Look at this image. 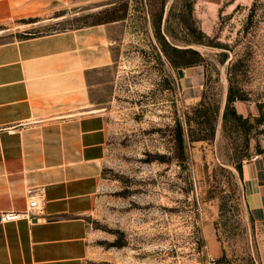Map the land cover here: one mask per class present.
<instances>
[{
	"label": "rangeland",
	"instance_id": "rangeland-1",
	"mask_svg": "<svg viewBox=\"0 0 264 264\" xmlns=\"http://www.w3.org/2000/svg\"><path fill=\"white\" fill-rule=\"evenodd\" d=\"M30 2L0 20V42L90 24L111 36L88 107L107 119L109 150L86 264H264V221L236 166L264 161V0ZM231 81L245 97L233 123L222 118Z\"/></svg>",
	"mask_w": 264,
	"mask_h": 264
},
{
	"label": "crops",
	"instance_id": "crops-1",
	"mask_svg": "<svg viewBox=\"0 0 264 264\" xmlns=\"http://www.w3.org/2000/svg\"><path fill=\"white\" fill-rule=\"evenodd\" d=\"M29 7L0 0V20ZM110 37L108 25L90 24L0 42V212L24 210L28 190L43 207L36 221L0 222V264L87 262V215L109 150L107 119L88 107L112 62ZM241 180L251 217L264 221V161L245 162Z\"/></svg>",
	"mask_w": 264,
	"mask_h": 264
},
{
	"label": "trees",
	"instance_id": "trees-1",
	"mask_svg": "<svg viewBox=\"0 0 264 264\" xmlns=\"http://www.w3.org/2000/svg\"><path fill=\"white\" fill-rule=\"evenodd\" d=\"M181 50L183 52L192 51L193 53L196 54V52L193 51L189 47L182 48ZM226 58H227V54L224 53L223 54V59L225 60ZM196 63H202V62H201V60H199V61H196L194 63H188V64H186V66L193 65V64H196ZM231 67H232V65H231ZM229 69H230V67H229ZM244 98L245 97H244L241 89L237 88L231 81L229 83V85H228L227 95H226V102H225L224 111H223V115H222V118H223L224 122L232 121V123H233V122H236V121L245 120L244 117L242 116V114L237 111V109H236V107L234 105V102L236 100H243ZM258 119H260V118H258ZM177 135H178L179 141H182V134H181L180 127H178ZM236 166H237V169H239L240 175H241L242 166L240 164H238Z\"/></svg>",
	"mask_w": 264,
	"mask_h": 264
},
{
	"label": "built area",
	"instance_id": "built-area-1",
	"mask_svg": "<svg viewBox=\"0 0 264 264\" xmlns=\"http://www.w3.org/2000/svg\"><path fill=\"white\" fill-rule=\"evenodd\" d=\"M43 214V207L39 198L30 190L27 191V204L22 211H3L0 212V222L17 221L25 219L33 222L39 219Z\"/></svg>",
	"mask_w": 264,
	"mask_h": 264
}]
</instances>
